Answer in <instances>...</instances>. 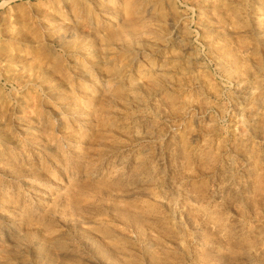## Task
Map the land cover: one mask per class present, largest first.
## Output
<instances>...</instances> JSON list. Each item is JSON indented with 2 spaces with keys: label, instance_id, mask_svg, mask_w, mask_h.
Listing matches in <instances>:
<instances>
[{
  "label": "rangeland",
  "instance_id": "1",
  "mask_svg": "<svg viewBox=\"0 0 264 264\" xmlns=\"http://www.w3.org/2000/svg\"><path fill=\"white\" fill-rule=\"evenodd\" d=\"M0 264H264V0H0Z\"/></svg>",
  "mask_w": 264,
  "mask_h": 264
},
{
  "label": "bare ground",
  "instance_id": "2",
  "mask_svg": "<svg viewBox=\"0 0 264 264\" xmlns=\"http://www.w3.org/2000/svg\"><path fill=\"white\" fill-rule=\"evenodd\" d=\"M89 2V1H88ZM84 5V4H83ZM81 8V7H80ZM71 10V9H70ZM51 12V11H50ZM91 13V12H90ZM87 16V15H86ZM90 16V14H89ZM79 21V20H78ZM93 21V20H92ZM92 23V22H91ZM75 25V24H74ZM69 28V27H68ZM125 31V30H124ZM130 31V30H129ZM134 34V30L130 31V32H119L117 35H113L111 38H126L129 37L131 38Z\"/></svg>",
  "mask_w": 264,
  "mask_h": 264
}]
</instances>
